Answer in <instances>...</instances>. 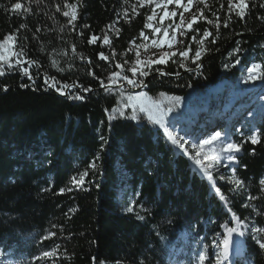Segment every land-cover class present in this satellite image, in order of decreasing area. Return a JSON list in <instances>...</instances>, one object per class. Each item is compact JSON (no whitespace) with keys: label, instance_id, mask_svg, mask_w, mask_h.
Returning <instances> with one entry per match:
<instances>
[{"label":"trees","instance_id":"trees-1","mask_svg":"<svg viewBox=\"0 0 264 264\" xmlns=\"http://www.w3.org/2000/svg\"><path fill=\"white\" fill-rule=\"evenodd\" d=\"M210 1L211 13L193 30L197 40L212 33L202 59L156 66L142 77L130 71L131 45L146 31L149 8L133 0H0V43L8 34L16 43L15 66L0 62L4 260L219 264L217 245L220 264H264V122L254 121L257 143L238 140L233 178L242 183L235 189L173 145L146 113L135 121L113 116L121 94L184 98L238 78L253 58L264 65V0H247L242 19L230 7L238 0ZM17 2L21 10H14ZM93 35L98 39L90 42ZM125 76L143 86L133 87ZM62 85L68 86L63 95ZM85 172L83 183H75ZM227 228L236 231L225 255Z\"/></svg>","mask_w":264,"mask_h":264},{"label":"rangeland","instance_id":"rangeland-1","mask_svg":"<svg viewBox=\"0 0 264 264\" xmlns=\"http://www.w3.org/2000/svg\"><path fill=\"white\" fill-rule=\"evenodd\" d=\"M133 1L137 2L140 7L149 8L151 16L154 17L152 20L148 19L147 25L150 24L152 27L146 26V31L141 34L137 42L131 45L135 60L134 67L138 69L137 73L149 71L156 66L163 67L169 63L191 66L202 59L205 45L204 43L201 44L200 40L193 41L192 37L195 36L193 34L194 27L205 20V12L211 13L210 0H192L190 7L187 0H183V6H177L175 2L167 4V0ZM132 5L131 2L128 3L127 15L133 13ZM184 7H189V10L185 12ZM165 11L169 14L175 11L177 15L175 17L169 15L162 20ZM181 15L183 16V24H181ZM194 16L197 18V22L193 23L191 29H188L187 25L192 22ZM156 28L160 29L158 33L153 31ZM165 31L168 33V40L172 42L171 48L168 47V43L164 39ZM202 39L205 41L207 38L203 37ZM153 41H159L160 44H154ZM11 47L12 50L16 48L15 40ZM189 47L191 48L189 57H181L179 53ZM197 50L201 51V58L194 63V54ZM173 52L176 53L175 56L171 55ZM137 53H139L138 56ZM165 53L169 54L170 57L167 59V63H154L155 60L164 57ZM237 56L238 53L234 55V57ZM253 68L255 71L250 73L248 70ZM263 69V63L253 58L247 67H241L238 78H234L231 82H223L203 94L192 93L182 98L179 105H176L171 97L166 95H159L154 101H149L140 96L121 94L119 104L113 111V116L114 118L132 119L133 106H135V115L139 118L142 113L139 111L141 103H155L162 107H172L173 112L167 118L171 123L169 130L181 142H187L183 149L189 152L195 160L199 159L201 162H205V165L208 163L209 169L214 174L227 181L235 189H239V185L233 178L237 161L235 159V162H230L228 159L229 156L236 158L239 151H227L226 149L228 143L237 144L239 139L246 137L251 139L253 136L258 138V129L255 127L254 121L264 122V84H258ZM252 83L254 85L248 87ZM129 97L133 99L130 100ZM214 102L215 106L213 105ZM206 105L208 109L204 111ZM214 120L213 126L212 121ZM223 128L225 130L221 131ZM216 132L221 133V140L212 145H205L203 148L199 147L204 139L210 138ZM244 229L248 232L245 227ZM213 247L220 264L221 252L217 245ZM206 257V252H203L202 259H206ZM0 261L1 264L5 262L1 256ZM8 264H11V261Z\"/></svg>","mask_w":264,"mask_h":264},{"label":"snow or ice","instance_id":"snow-or-ice-1","mask_svg":"<svg viewBox=\"0 0 264 264\" xmlns=\"http://www.w3.org/2000/svg\"><path fill=\"white\" fill-rule=\"evenodd\" d=\"M173 2L176 3L177 6H183V0H167V4H172ZM187 4L188 6L190 7L191 4H192V0H187ZM189 7H184V11H188L189 10ZM230 7H235L236 9H238V15L240 16V18L242 19L245 15V10L248 8V3H247V0H238V3H236L235 5H230ZM22 9V3L20 2H17L14 4V10H21ZM63 15L65 17L69 16V13L66 11L63 13ZM169 15H171L172 17H175L177 15V13L175 11L171 12L170 14L165 11L164 13V17H162V20L163 18L165 17H168ZM201 15H203L201 13ZM154 17L153 16H149L148 19L149 20H152ZM71 19L74 21L77 19L76 15L73 13ZM218 19V17H217ZM183 16L181 15V24H183ZM197 22V18L194 16L193 19H192V22L188 23L187 25V28L188 29H191L192 28V25L193 23H196ZM209 23H211V21H208ZM225 27H227V24L224 25ZM147 27H152V25H147ZM216 27L218 28L219 27V24L216 25ZM154 32L158 33L160 31V29L156 28V29H153ZM212 35L211 32H206L204 33V38L206 39L208 36ZM14 34H8L6 39L0 43V62L2 63H7L8 64V67L9 68H12L14 67L15 65L13 63H11V60H12V57L15 55V53L12 51V43L14 42ZM98 39V37H96L95 35H93L91 38H90V42H95L96 40ZM144 39H147V37H144ZM164 39L165 41L168 43V47L171 48L172 47V42L170 40H168V33L167 31H165L164 33ZM193 41L196 40V37L193 36L192 37ZM110 41L108 40L107 37L104 38V43L105 44H108ZM215 42V41H213ZM154 44H160L159 41H153ZM200 43L203 44L204 43V39H201L200 40ZM191 51V48L189 47L187 50H184L182 52L179 53V55L181 57H189V53ZM139 55V53H137V56ZM172 56H175L176 53L173 52L171 53ZM100 57L101 59H107L106 56L103 55V53L100 54ZM170 58L169 57V54L165 53L164 57L158 59V60H155L154 63L156 64H162V63H167V59ZM201 58V51L200 50H197L195 51V54H194V59H193V62L195 63L197 60H199ZM17 63H19V59L17 58ZM139 63V61H138ZM236 63L238 64L239 63V60L236 61ZM119 67V66H118ZM130 71L132 72L133 76L136 75L138 69L133 67L130 69ZM250 73L254 72L255 69H249L248 70ZM5 74L4 70L2 67H0V76H3ZM23 74L28 76L29 79H32L31 77V74L28 72L27 69H24L23 70ZM117 76L119 75L118 73L116 74ZM148 73L147 72H144V71H140V76H147ZM125 80H127V83L132 85L133 87H137V86H143V82L142 81H137V80H133V79H129L127 76L123 77ZM250 78H254V77H250ZM45 83L47 84L48 81L45 80ZM101 86H104L103 84V81H101ZM53 88H56V85L55 83L52 85ZM68 86L67 85H62L60 88H57V91L60 92L61 95L65 94L63 89L64 88H67ZM5 91H7V89L5 88ZM84 91H91L90 88H86L84 89ZM76 99H81L82 97L77 95L75 97ZM129 99H133L132 97H129ZM136 99H139V97H136ZM171 100L176 104V105H179L181 103V100L182 98L181 97H178V96H174V97H171ZM134 107V114L132 115V120H137L138 117L135 115V106ZM139 111L142 112V113H146L147 114V119L149 121H152L155 125H159L160 128H162L164 130V132L167 134V137L168 139L171 141V143L173 145H178L180 148H185V144L187 142H181L177 136H174L172 134V131H170V127H171V123L167 120L169 114H171L173 112V108L172 107H162L158 104H155V103H150V104H143L141 103L140 106H139ZM222 136H221V133L220 132H216L214 135H212L210 138L208 139H204L202 144L199 145V147L203 148L205 145H212L214 142L216 141H219L221 140ZM251 142L253 144L257 143L258 142V138L253 136L251 137ZM227 151H240V147L239 145L237 144H232V143H228L227 144ZM197 155H199V153H197ZM229 161L230 162H235V157L234 156H229L228 157ZM196 163L197 164H200L201 161L198 159L196 160ZM92 167H95V164L92 165ZM207 171V169H205V172ZM84 176H87V172H85L80 180L77 182L74 180L75 183H83L84 181ZM208 179L211 180L212 177L211 175L208 176ZM237 185H240L242 182L237 180L236 181ZM63 191V190H61ZM215 191L217 193H219L220 189L219 188H216ZM129 212L132 211L131 208L128 209ZM227 227V226H226ZM236 230L235 229H232V228H227V232L229 234V237L224 239L223 241V245H224V249H225V255H227V251H228V248H229V245L230 243H232V240H231V235L233 232H235ZM239 235L241 237L244 236V233L243 232H240ZM260 247L261 248H264V243H260ZM51 253H48V252H45V256H50Z\"/></svg>","mask_w":264,"mask_h":264}]
</instances>
